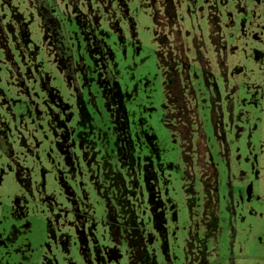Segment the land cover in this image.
I'll use <instances>...</instances> for the list:
<instances>
[{
  "label": "rangeland",
  "instance_id": "obj_1",
  "mask_svg": "<svg viewBox=\"0 0 264 264\" xmlns=\"http://www.w3.org/2000/svg\"><path fill=\"white\" fill-rule=\"evenodd\" d=\"M73 1L58 3L70 42H81L75 58L85 72L75 74L56 61L37 3L0 0V264H130L125 238L111 233L105 195L104 174L116 173L123 146L137 149V168L150 160L159 172L166 226L178 231L169 264H186L189 186L200 202L214 205L220 195L210 264H264V0H173L172 30L163 0ZM213 4L217 42L209 40ZM200 35L202 58L194 45ZM174 37L178 46L169 44ZM89 44L97 54L103 49L100 58ZM105 65L113 86L99 73ZM170 65L183 85L190 77L196 94L185 84L187 100L197 102L191 129L209 136L214 104L205 77L219 84L227 152L219 155L223 148L211 141L216 173L193 154L198 136L188 144L182 120L168 116ZM125 177L138 189L135 172ZM140 185L149 200V184L140 178Z\"/></svg>",
  "mask_w": 264,
  "mask_h": 264
},
{
  "label": "flooded vegetation",
  "instance_id": "obj_2",
  "mask_svg": "<svg viewBox=\"0 0 264 264\" xmlns=\"http://www.w3.org/2000/svg\"><path fill=\"white\" fill-rule=\"evenodd\" d=\"M33 1L37 3L41 11L46 37L54 48L56 61L61 66H65V71H67V73L70 72L72 74H75V70L77 69V67H79V70L85 72V61L75 58V50L77 48H80L81 42L79 40H76L74 43L70 42L67 29L64 23V16L61 12V6L59 5L58 0ZM69 1L73 2L74 6L77 5V2H74L73 0ZM163 4L168 7L165 19L166 22L169 23L170 30H172L173 28L178 26V16L177 14H175L174 1L163 0ZM217 9V4H213L212 11L209 16V22L211 27V31L209 33V40L211 41L212 39L214 40V42H217V40H222L219 31L220 16ZM70 18H72L71 15ZM85 25L86 23L84 21L79 24V26ZM81 29L82 28H79V30ZM174 38L176 39H173V41L169 42L170 46L174 44L175 46H178L180 39H178L177 37ZM73 39H75L74 36ZM162 39L164 43L168 40L166 37ZM221 43H223V41H221ZM89 45L90 52L92 51L91 55H98L97 57L100 58L103 49H99V53L97 54L94 51L93 46H91V44ZM194 45L198 49L200 58H202V52L207 47V42L205 40L204 35H200L194 38ZM99 46L103 47L100 44ZM111 53L112 50H110V54ZM108 56L104 55V59ZM202 61L205 62L206 60L203 59ZM93 62L95 65L96 61ZM185 66L187 67V64H185ZM95 67L97 66L95 65ZM169 68H171V71L169 72L170 85L168 94L170 95L168 98V102L174 110L173 112H171L172 109L170 108V105H168V116L170 117V119L175 118L178 121L179 119L182 120V123L180 124V129L185 135V137H187L189 143L194 142L193 139L195 137V134L198 136L199 148H197L198 151H193V154H198L199 160L197 161H200L201 164L204 162L205 165L203 167L207 166L206 170L210 169L214 171V173H216L218 171V168L216 167V164L213 160L214 155L211 152V141L215 139L214 144H218L220 145V147L223 148L219 150V155H222L224 153L226 154L227 152V150H225V141L223 140L225 138L221 133V130L224 126L223 113L217 108V105L215 104V96L220 94L219 84L215 81V79L211 80L207 76L205 77V84L207 88L211 91V99L214 104L212 110V119L214 122L215 135L209 136L208 134L203 132V129H199L198 127L191 129L190 122H192L193 120L191 113L196 108L197 102L194 103L193 98L190 101L187 100L188 94L186 92L185 84H187L188 86V80L190 79V77H186L187 83L183 85L182 79L177 76V74H175L172 69L174 68V66L170 65ZM203 68L206 74H208L209 76L212 74L211 67L209 64H207V62L203 64ZM107 70L108 66L105 65L103 68H100L99 73H102L106 76L108 75L107 78L110 80L109 85L113 86L111 74L109 75ZM188 93L191 97L196 95L193 87L190 86V84ZM191 131L194 136L191 134ZM79 145L81 146V143ZM68 148H70L71 150L70 145L66 146V149ZM70 150H67L68 154ZM115 157V166L117 168L116 173L114 175L111 173L104 174L105 180L109 182L107 185V189L112 191L110 192L108 190V192L105 194L108 200V204L111 206V209L108 207L110 210V215L108 217V219L110 220L109 223L112 224V229L115 228V230L111 233L115 236H121V238H125L124 241H126V246H129L131 250L130 264H169V252L172 253L174 249V247L172 246L174 244V239L176 238L178 231H171L170 228L167 229L166 213L162 209L165 200L162 197V188L160 185H158L159 172L157 170V167L155 166V163L148 160L145 163L144 167L137 168L140 158L139 155H137V149L135 148L134 150H127L125 146L120 147L119 151L116 152ZM88 158L90 159V157ZM191 158H193V155H190L188 153V156H186V160L188 163H191ZM97 165H99V163ZM131 171L135 172L136 177L134 178L135 180L133 183L135 186H137L138 189L128 186L125 173L127 174ZM206 173L208 174V172ZM140 178H144L150 186V188L147 190V193H151L149 200H146L145 198V191L142 187L143 185H140ZM115 180H120V185L118 183L119 188L116 190L113 189ZM203 182L207 184V180L203 179ZM185 190L188 193L187 196L189 201V208L190 204L193 206V215L190 214V223H192V220H194L195 223L194 230H191L190 234L188 229L187 237L185 239L186 264H210L208 254V249L210 248L209 245L211 243V240L213 239V236L218 233L217 227L215 230L214 226L215 216L214 214H212V208L217 203L219 207L220 195L216 193V199L213 198L216 203L213 205L209 201V199H207V201L205 202H200L199 200L201 198H199L195 194V189L192 186H189ZM116 207H118V210L114 211ZM203 208H206L208 212L207 215H203L200 212V209ZM140 210L142 211V213L139 212ZM147 212L150 213V222L146 221L145 215ZM175 214L177 217L178 211ZM202 221H204V226L201 225ZM123 233L125 236L123 235Z\"/></svg>",
  "mask_w": 264,
  "mask_h": 264
},
{
  "label": "trees",
  "instance_id": "obj_3",
  "mask_svg": "<svg viewBox=\"0 0 264 264\" xmlns=\"http://www.w3.org/2000/svg\"><path fill=\"white\" fill-rule=\"evenodd\" d=\"M185 141L189 144V142H188V140H187V137H185ZM192 207H193V206L190 204V209H191V213H190V214H191V215H193V213H192V212H193V208H192ZM200 212H201L203 215H207V214H208L206 208L200 209ZM194 225H195L194 220H192V223H190V227L188 228L190 234H191V230H194ZM201 225L204 226V221H202ZM215 230H216V227H215ZM190 234H189V235H190Z\"/></svg>",
  "mask_w": 264,
  "mask_h": 264
}]
</instances>
